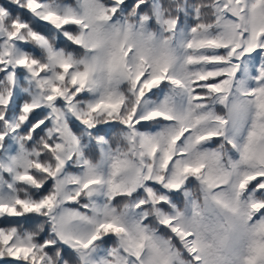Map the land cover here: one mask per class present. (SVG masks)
I'll use <instances>...</instances> for the list:
<instances>
[{
  "label": "snow or ice",
  "instance_id": "6c2138e0",
  "mask_svg": "<svg viewBox=\"0 0 264 264\" xmlns=\"http://www.w3.org/2000/svg\"><path fill=\"white\" fill-rule=\"evenodd\" d=\"M0 264H264V0H0Z\"/></svg>",
  "mask_w": 264,
  "mask_h": 264
}]
</instances>
